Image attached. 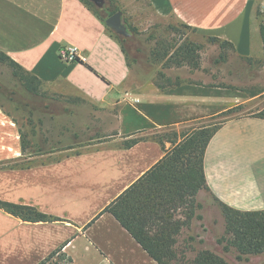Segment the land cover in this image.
<instances>
[{
	"label": "crops",
	"instance_id": "1",
	"mask_svg": "<svg viewBox=\"0 0 264 264\" xmlns=\"http://www.w3.org/2000/svg\"><path fill=\"white\" fill-rule=\"evenodd\" d=\"M162 1L183 24L233 44L242 58L252 56L259 41L263 46L248 19L257 0ZM108 28L80 0H0V52L36 76L49 96L42 100L48 108L42 147L48 139L70 153L24 165L26 156L45 151L24 152L16 120L0 106V200L56 219L27 222L0 209V264H41L58 249L68 264H158L105 210L171 150L168 136L181 142L197 130L189 129L194 124L226 112L228 96L204 67L168 72L178 81L168 88L136 83ZM64 46L76 48L80 62H62ZM86 114L87 124H97V140H106L79 151L87 127L77 117ZM162 133L166 138L158 137ZM204 171L214 201L240 212L263 211L264 118L240 115L221 124L206 149Z\"/></svg>",
	"mask_w": 264,
	"mask_h": 264
},
{
	"label": "rangeland",
	"instance_id": "2",
	"mask_svg": "<svg viewBox=\"0 0 264 264\" xmlns=\"http://www.w3.org/2000/svg\"><path fill=\"white\" fill-rule=\"evenodd\" d=\"M115 1V6L121 13L125 31H113L124 40V47L128 52L129 63L136 83L154 82L163 88H168L177 84V79L168 77V74L173 76L182 70L184 74L188 69L198 70L187 65L176 66L175 57V59L171 57L167 62L168 59L163 60L159 56L155 58L153 55L154 50L162 52L169 50L171 55L179 46L185 43H194L200 47L197 53L200 63L199 70L204 67L205 76L212 77L215 85H220L225 89L228 96L227 111L203 124H194L189 128L190 130L194 127L195 129L214 128L240 115H259L264 111V51L260 41L254 47L252 56L242 58L238 55L233 44L231 47L213 43L211 42L212 36L206 32L185 27V24L177 19L167 3L162 0ZM263 1L257 0L255 9L250 11L248 17L252 35L256 34L258 40L260 25L264 23ZM104 2L96 6L102 8L107 4L106 0ZM99 11L106 19L109 18L105 11ZM178 79L180 85L182 80ZM254 92L258 95L251 97ZM40 95L35 97L28 93L21 82L13 76L12 70L7 65L0 63V104L4 111L16 120L22 133L23 142L27 147V154L45 151L42 154H35L32 160L28 159L30 156H26L23 160L24 165L55 161L70 154L69 152H60L61 149L65 150L64 144L59 146L57 143H53L50 145L48 139H45L47 145L42 147L44 141V137H42L44 134L43 113L48 109L43 106L42 100L49 96L42 91ZM88 118L90 119V114L77 117L78 124L83 129L87 127V131H84L86 136L80 140L81 144H77L79 151L87 146L94 147L106 140V138L97 140L95 136V133H98L95 132L97 124H87L86 119ZM91 126L93 129L89 131ZM47 134L50 135L49 132ZM164 134H159L158 137L166 138ZM167 138L173 139L171 135ZM197 205L201 207L196 208ZM194 209L195 214L201 216V219L193 217L189 220V208L172 211L173 221H186L188 224L182 227L179 235L175 236L176 244L171 248L175 258L172 259L171 264H192L199 252L204 250L223 258L228 264H264V254L249 256L248 259H238L235 249L225 250L226 240L230 236L226 233L224 213L221 205L214 201L208 190H201L197 194ZM222 238H225V241L220 243L219 240ZM46 264L68 263L61 256H56Z\"/></svg>",
	"mask_w": 264,
	"mask_h": 264
},
{
	"label": "trees",
	"instance_id": "3",
	"mask_svg": "<svg viewBox=\"0 0 264 264\" xmlns=\"http://www.w3.org/2000/svg\"><path fill=\"white\" fill-rule=\"evenodd\" d=\"M80 1L104 23L106 17L101 15L99 10L105 11L107 17L118 12L115 0H106L107 4L102 8L97 7L90 0ZM185 27L190 28L187 25ZM259 31L264 51V23L260 25ZM108 32L122 46L128 58L124 40L111 28H108ZM211 42L232 47V44L221 42L217 37H212ZM199 49L200 47L194 43H185L179 46L174 54L170 55L169 50L163 52L154 50L153 55L155 58L159 56L160 59H168L167 62L171 57H175L176 66L187 65L196 70L200 67L197 54ZM0 63L7 65L12 70L13 76L21 82L28 93L35 97L41 96V82L36 76L26 71L3 52H0ZM168 65L170 66V64ZM257 95L254 92L251 97ZM0 106L3 108L1 104ZM258 116L264 118V111ZM220 125L214 128L197 129L190 135L184 136L179 143L171 138L169 140L173 144L171 150L105 210L120 222L158 264H171L172 259L175 258L171 249L176 244L175 236L179 235L182 227L188 224L186 221H173L172 211H177L179 208H189V220L193 217L201 219V216L196 215L194 211L196 196L201 190H208L204 171V157L208 144ZM25 149L26 146L24 145V152ZM19 165L15 164L12 167ZM200 207V205L196 206V208ZM221 207L226 222V233L230 236L226 240L225 250L235 249L238 253V259H248L249 256L264 254V210L240 212L227 206L221 205ZM0 209L27 222L56 220L31 205L14 204L0 200ZM224 241L225 238L219 240L220 243ZM56 256H61L66 260L61 249H58L41 264H46ZM192 264L228 263L212 252L204 250L199 252Z\"/></svg>",
	"mask_w": 264,
	"mask_h": 264
},
{
	"label": "built area",
	"instance_id": "4",
	"mask_svg": "<svg viewBox=\"0 0 264 264\" xmlns=\"http://www.w3.org/2000/svg\"><path fill=\"white\" fill-rule=\"evenodd\" d=\"M59 57L62 62L67 64L76 63L78 60H80L78 50L76 48L68 46H64L59 50Z\"/></svg>",
	"mask_w": 264,
	"mask_h": 264
},
{
	"label": "water",
	"instance_id": "5",
	"mask_svg": "<svg viewBox=\"0 0 264 264\" xmlns=\"http://www.w3.org/2000/svg\"><path fill=\"white\" fill-rule=\"evenodd\" d=\"M90 1H92L96 5H101L104 0H90ZM106 25L109 28H112L113 30H115L117 32H124L125 31V27L121 21V13L120 12H117L113 16L109 17L106 20Z\"/></svg>",
	"mask_w": 264,
	"mask_h": 264
}]
</instances>
